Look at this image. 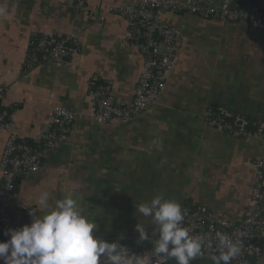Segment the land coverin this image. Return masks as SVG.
<instances>
[{"label": "crops", "instance_id": "0c3cea01", "mask_svg": "<svg viewBox=\"0 0 264 264\" xmlns=\"http://www.w3.org/2000/svg\"><path fill=\"white\" fill-rule=\"evenodd\" d=\"M134 1L88 0L79 7L67 0H0V107L12 110L19 103L20 137L35 143L56 105L77 113L66 141L41 156L36 171L17 174L15 199L28 208L8 209L5 240L8 229L31 223V211L45 214L39 205L44 192L50 204L71 194L95 220L98 236L136 249L153 250L154 226L136 207L156 195L182 209L203 206L220 218L243 216L255 182L251 163L264 153V142L209 127L204 112L211 106L252 122L264 118V31L189 12L164 13L163 21L177 30V61L161 97L128 121L99 123L89 114L95 84L109 80L112 95L130 102L143 70V53L130 43L127 21L109 9ZM75 30L80 48L69 63L23 70L32 33ZM7 134L0 129V158ZM138 223L151 239L139 240ZM191 264L212 261L197 257ZM255 264H264V246Z\"/></svg>", "mask_w": 264, "mask_h": 264}, {"label": "built area", "instance_id": "2783aa9c", "mask_svg": "<svg viewBox=\"0 0 264 264\" xmlns=\"http://www.w3.org/2000/svg\"><path fill=\"white\" fill-rule=\"evenodd\" d=\"M72 6H84L88 0H67ZM122 16L129 25L130 43L143 53V70L138 78L135 94L130 102L116 99L111 93V83L105 80L96 83L89 92L90 116L99 123L128 121L144 112L161 97L168 73L177 61V30L163 21L166 12H189L204 19L242 23L254 28L264 29V11L255 8L252 12L219 8L190 3L185 0H136L133 3L109 8ZM80 48L79 32L72 31L62 36L50 32L32 33L23 61L25 72L42 62L67 64ZM3 92L0 91V99ZM0 107V129L7 131V137L0 158L3 181L0 185V242L3 228L10 223L8 213L15 206L19 213L27 210L26 205L15 199V180L18 173L34 172L40 166V157L64 143L71 130L77 113L63 105H56L41 123L36 142L31 143L18 134L15 112ZM205 123L209 127L224 131L233 137L249 141L258 138L264 142V118L250 121L249 118L231 113L224 108L207 107L204 112ZM255 169V182L251 189L249 203L241 218H220L203 206L184 207V226L192 235L207 234L213 241V248L205 249L198 258H210L217 254L216 234L225 233L242 242V250L230 264H255L264 246V153L252 161ZM130 253L144 256L151 264H160V257L153 250L127 247ZM168 259L166 263L169 261Z\"/></svg>", "mask_w": 264, "mask_h": 264}, {"label": "clouds", "instance_id": "9594fccd", "mask_svg": "<svg viewBox=\"0 0 264 264\" xmlns=\"http://www.w3.org/2000/svg\"><path fill=\"white\" fill-rule=\"evenodd\" d=\"M2 11V10H0ZM39 205L45 214L31 211L30 224L5 232L10 238L0 242V264H151L144 256L130 253L117 242H108L98 236L95 220L84 214L83 208L71 194L49 203L47 192L41 194ZM143 217L150 218L153 227L151 239L146 227L138 223L139 240L151 239L154 255L160 264L174 259L176 264H191L205 249L213 248L207 234H190L184 226V213L179 202L154 196L150 202L136 207ZM217 254L212 264H230L242 250V242L234 236L217 233Z\"/></svg>", "mask_w": 264, "mask_h": 264}, {"label": "water", "instance_id": "95a60500", "mask_svg": "<svg viewBox=\"0 0 264 264\" xmlns=\"http://www.w3.org/2000/svg\"><path fill=\"white\" fill-rule=\"evenodd\" d=\"M190 3L202 2L205 6L219 7V8H228L230 10L236 9L240 12L250 13L255 8L261 9L264 11V0H185ZM259 29L264 31V29Z\"/></svg>", "mask_w": 264, "mask_h": 264}]
</instances>
